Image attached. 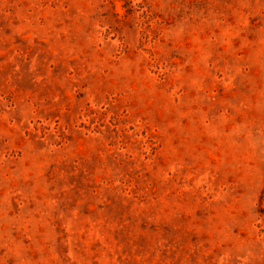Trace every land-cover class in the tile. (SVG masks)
I'll list each match as a JSON object with an SVG mask.
<instances>
[{"label": "rangeland", "instance_id": "obj_1", "mask_svg": "<svg viewBox=\"0 0 264 264\" xmlns=\"http://www.w3.org/2000/svg\"><path fill=\"white\" fill-rule=\"evenodd\" d=\"M0 264H264V0H0Z\"/></svg>", "mask_w": 264, "mask_h": 264}]
</instances>
